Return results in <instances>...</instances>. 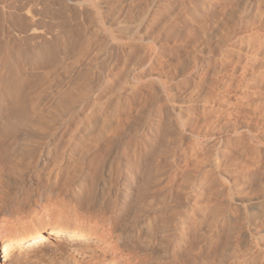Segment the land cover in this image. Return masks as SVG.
<instances>
[{
  "label": "rangeland",
  "instance_id": "obj_1",
  "mask_svg": "<svg viewBox=\"0 0 264 264\" xmlns=\"http://www.w3.org/2000/svg\"><path fill=\"white\" fill-rule=\"evenodd\" d=\"M207 7L204 0H0V80L54 82L58 86L57 93L45 86L41 88L42 85L34 88L38 95L34 89L32 93H36L34 96L38 98L37 101L43 100L37 106L44 111L51 108L58 98V102H61L59 106H62L59 107L60 113L59 109L56 113L51 111L55 113L52 118L57 113V117H60L50 118L51 123L47 121L46 128H57L52 131L49 128V131H45V128L44 135L39 137L41 141L44 140L41 144V141L37 142L38 136H28L32 139L30 141L24 139L26 136L22 134V127H26L21 123V111H24L25 106L21 107L22 100H18L21 97L12 98L20 105L12 99L11 102L10 99L4 102L7 103L4 107L8 112L4 108L6 112L3 110L2 113L5 112V115L1 113L3 116L0 115V119L9 135L5 137L0 153L9 162L13 158V161L19 160L17 165L20 164L21 168L17 166L14 176L15 182H18L7 183L19 187L4 186L5 192L0 197V221L3 216L16 218L15 221L7 220L8 224L4 226V231H0V236L27 226L32 221L43 220L47 214L77 218L94 235L86 238L69 232L62 238L50 237L42 244L30 246L29 243H23L22 247H15L2 264H188L190 259L191 264H197L200 258L203 260H200V264H264V195L261 208L254 215L259 218L257 221L249 213L248 204L245 203V207L244 202L239 203L237 200L239 197L264 194V167L259 162V172L253 173V147L249 143L227 146L220 140L218 43L216 39L206 42L207 35L204 33L210 31L211 26L215 27L221 16L219 5L214 0L208 11ZM250 7L248 15H252V9L255 8L252 5ZM54 96L59 97L56 99ZM34 101L26 104V107L29 108L32 103L36 106ZM19 128H22V132ZM25 140L26 144L30 143L26 146L27 150L36 143L40 145L33 146L35 152H32V148L28 150L33 154L29 156L31 160L26 157L29 152L24 147ZM14 141H17L16 145ZM43 144L44 147L41 146ZM19 147H23L26 155L20 152ZM112 152L115 157L108 182L112 184L113 178H116L113 185L119 187L122 193V202L115 209L116 214L123 211L125 190H137L142 179L147 180L143 186L151 191L152 181H158L156 184L163 187L160 192L162 197L160 193L152 196V191H148L150 194L147 195V192L146 196H152L153 201L157 199V203H153L149 197L145 198V201H151L146 203L155 205L150 210L151 226L166 223L169 217L168 224L172 229L178 227L181 221L191 223L190 226L197 222L193 226V232L198 227L195 229L197 232L190 237L192 241L189 245L192 243L193 246L195 240L200 238L202 249L197 243L196 247H192L193 252L186 246L188 241H184V244L183 241L178 242L176 230L173 232L171 229L170 232L176 238L172 237L175 243L167 239L166 242L169 241L171 245L168 242L162 251H151L148 261L139 250L140 254L136 249L124 252L120 245H117V250L121 254L112 256V250L116 248L115 241L108 240L102 234L103 229L110 225L106 223L102 228L105 218L99 213L74 212V195H71V182L80 180L79 184L89 186L93 176L99 174L96 171L101 169L103 161ZM22 153L24 157L20 156ZM94 172L97 174L94 175ZM69 177L74 178L70 180ZM184 177L189 179L186 184L182 180ZM136 179L140 182L136 183ZM160 180H163L162 183ZM178 180H181L182 183H179L182 187H179ZM177 185L180 192L176 191ZM140 187L139 191L149 190L143 189L142 185ZM174 193L177 194L174 195L178 197L177 200L173 197ZM171 196L174 200H170ZM165 200L168 205L172 204L177 216L171 210L169 217L158 218L157 210L167 205ZM168 200L173 203H168ZM144 204L141 205L142 209ZM156 206L158 209L155 210ZM174 207L180 208L177 210ZM107 211L112 212L111 208ZM154 218L159 220L154 221ZM225 244L229 246L228 249L233 245L231 252L236 254L237 251V256H234L238 259L233 260L232 256V262L228 260L231 254L228 249L229 256L226 259L223 257L227 261L224 263L220 259L222 254L218 253H222ZM179 249L182 253L188 252L189 258L185 253L186 259L183 258Z\"/></svg>",
  "mask_w": 264,
  "mask_h": 264
},
{
  "label": "bare ground",
  "instance_id": "obj_2",
  "mask_svg": "<svg viewBox=\"0 0 264 264\" xmlns=\"http://www.w3.org/2000/svg\"><path fill=\"white\" fill-rule=\"evenodd\" d=\"M167 1V0H166ZM216 2V4L219 5V16H221V20L219 19V21H217V25H215V27L211 26L210 28H212L210 31H207L206 34V42L211 41L212 39H216L217 43H218V49L213 48L218 50V55L216 53V55L219 57L218 60V80H219V84H218V93L217 95L220 96V108H221V117L219 118V126H218V133L220 136V140L224 145H243V144H250L251 147H253L252 151L253 153L251 154V161L252 164L254 165V171L253 173L257 172L260 169V163L262 162L261 165L264 167V0H214ZM181 2V1H180ZM202 3V2H201ZM213 3V0H204V5L207 7H209L211 4ZM252 5V7L254 9L253 10V14L251 12L252 15H248L247 13L249 12V7ZM208 7H207V11H208ZM251 8V7H250ZM212 10V8H211ZM208 13V12H206ZM205 13V14H206ZM246 14V15H245ZM247 16V17H246ZM172 18V17H171ZM220 18V17H219ZM211 20V18H210ZM213 20V19H212ZM203 21V20H202ZM215 22V21H214ZM208 23V22H207ZM206 23V24H207ZM210 25V23H208ZM216 24V22H215ZM213 25V24H212ZM205 27V26H204ZM203 28V27H202ZM204 30V28H203ZM209 30V29H208ZM204 40V39H203ZM199 42V41H198ZM215 43V42H214ZM208 44V43H207ZM211 44V42H210ZM208 46V45H207ZM214 46V44H213ZM211 46V47H213ZM201 48V47H200ZM209 49V48H208ZM207 49V50H208ZM211 51V49H209ZM205 51V50H204ZM208 51L210 54L211 52ZM148 52V50L146 51ZM216 52V51H215ZM209 53L207 54V57L209 55ZM214 53V52H213ZM215 54V53H214ZM206 58V56H205ZM210 58V57H209ZM208 59V58H207ZM213 59V58H212ZM210 60V59H209ZM207 60V61H209ZM217 60V59H216ZM206 61V59L204 60ZM212 61V60H211ZM216 64V63H215ZM14 68V67H13ZM216 69V70H217ZM10 70V69H9ZM211 74V73H210ZM217 75V74H216ZM5 77V76H4ZM13 79V78H12ZM15 79V78H14ZM13 79V80H14ZM21 79V78H18ZM17 80V79H16ZM25 80V79H24ZM12 81V80H0V115L4 114L7 110L4 105L5 100L10 99V102L14 99L12 98H16L18 99V96L21 97V99L18 100H22V105L21 107L24 105L26 107V104L34 101L38 98H36L34 95L37 93L36 90L34 89L36 86H41L42 87H46L47 89L52 91H55L58 89V86L56 83L54 82H35V81ZM36 80V79H35ZM57 81V80H56ZM55 81V82H56ZM213 83V82H212ZM214 85V84H213ZM40 88V87H39ZM32 89H34L36 92L35 94L32 93ZM44 89V88H43ZM42 92V91H41ZM121 92V91H120ZM168 92V91H167ZM44 93V92H43ZM42 93V94H43ZM46 93V91H45ZM57 93V92H56ZM215 93V92H214ZM53 94V93H52ZM59 94V93H58ZM57 94V95H58ZM61 94V93H60ZM31 95H33L31 97ZM38 95V93H37ZM50 95V94H49ZM56 95V94H55ZM43 96V95H42ZM39 97V96H38ZM55 97V96H54ZM59 97V96H57ZM57 97H55L57 99ZM54 98V99H55ZM12 99V100H11ZM46 99V98H45ZM44 99V100H45ZM60 98H58L59 101ZM206 99V98H205ZM16 100V99H15ZM14 100V101H15ZM32 100V101H31ZM17 101V100H16ZM15 101V102H16ZM34 101V103H36V106L30 104L31 108L33 106V108L31 109L30 106L29 108L24 107V111L22 109V113H23V121L21 122L23 125H25L26 128H23V133L27 140L30 141L32 139H30L28 136H38L37 139H39L40 136H42V134L44 135V129L47 127V121L51 119H55L57 117V115L60 113L61 109H59V103L57 100H55L52 104V106H50L51 108H48V110L44 111L41 108H39L38 106H40L43 100L39 99L37 102ZM50 101V99H49ZM61 101V100H60ZM118 101V100H117ZM21 102V101H20ZM45 102V101H44ZM16 103H19L18 101ZM44 104V103H43ZM10 105V104H9ZM14 105V104H13ZM20 105V103L18 104ZM29 105V104H28ZM38 105V106H37ZM62 105V104H61ZM230 105V107H229ZM12 106V105H11ZM10 106V107H11ZM44 106V105H43ZM47 106V105H46ZM44 106V107H46ZM19 107V106H18ZM21 107L20 110H21ZM22 107V108H23ZM42 107V106H41ZM49 107V105H48ZM62 107V106H61ZM60 107V108H61ZM5 108V110H4ZM18 108V109H19ZM9 109V108H8ZM59 109V111H58ZM3 110L5 111L4 113ZM10 111V110H9ZM16 111V110H15ZM58 111L59 113H57V115H55L54 118L53 115ZM8 112V110H7ZM21 112L18 111V113L21 114ZM2 113V114H1ZM13 113V112H12ZM15 113V112H14ZM9 114V113H8ZM5 115V114H4ZM7 115V114H6ZM36 115V117H35ZM3 116V115H2ZM1 116V117H2ZM7 117V116H6ZM5 117V118H6ZM11 117V115H10ZM18 117V115H17ZM33 117L35 118V120H33ZM60 117V116H59ZM57 117V119L59 118ZM9 118V116H8ZM20 118V117H19ZM18 119V118H17ZM56 119V120H57ZM4 120V119H3ZM10 121V120H8ZM18 121V120H17ZM51 121V120H50ZM48 122L49 124L51 122ZM55 121V120H54ZM53 121V122H54ZM210 121V120H209ZM7 122V121H6ZM52 122V123H53ZM136 122V121H135ZM12 123V122H11ZM19 123V121H18ZM58 124V122H57ZM55 124V125H57ZM60 124V123H59ZM209 124V123H207ZM2 121L0 119V148H2L1 146H3L2 144L4 143V139H6L5 137L8 134V132L5 130V128L2 127ZM52 125V126H55ZM11 126V125H10ZM14 126V125H13ZM45 126V127H44ZM181 126V125H180ZM9 127V126H8ZM19 127V126H18ZM50 126H48L49 128ZM12 128V127H11ZM17 128V127H16ZM15 128V129H16ZM21 128V129H22ZM45 131H47V129ZM56 127H52V129L55 130ZM20 129V128H19ZM20 129V130H21ZM50 129V128H49ZM48 129V131H49ZM52 129H50L52 131ZM138 129V128H137ZM53 130V131H54ZM11 132H13L12 130H10ZM22 132V130L20 131ZM19 132V133H20ZM117 132V131H116ZM17 133V132H16ZM46 133V132H45ZM48 133V132H47ZM53 133V132H51ZM50 133V134H51ZM122 133V132H121ZM55 135H56V131H55ZM58 135V134H57ZM21 136V134H20ZM22 137V136H21ZM52 137V136H50ZM49 137V138H50ZM55 137V136H54ZM197 137V136H196ZM33 138V137H31ZM45 138V137H43ZM23 139V138H22ZM30 139V140H29ZM35 139V138H34ZM33 139V141H34ZM41 139V138H40ZM38 140L37 142L41 141ZM25 142V146L29 144H26L27 141ZM45 140H47L45 138ZM36 141V140H35ZM34 141V142H35ZM58 142L57 140H54V142ZM9 142V141H8ZM15 142V141H14ZM32 142V141H31ZM42 142L44 143V140L41 141L40 143L42 144ZM53 142V141H52ZM17 141L15 142L16 145ZM21 143V142H20ZM33 143V142H32ZM31 143V145H32ZM46 143V142H45ZM35 144V143H34ZM49 144V142H48ZM57 144V143H56ZM23 145V143H22ZM30 145V146H31ZM36 145L39 147L40 145L38 143H36ZM36 145H32V147H29L28 150L30 148H32V152H35L34 150L36 148H34L33 150V146L36 147ZM7 147V145H5ZM42 147H44V144L41 145ZM48 146V145H47ZM72 146V145H71ZM89 146V145H88ZM87 146V148H88ZM5 147V149H6ZM118 147V146H117ZM116 147V148H117ZM150 147V146H149ZM20 152L22 150L23 147H19ZM73 148V147H72ZM86 148V147H85ZM92 148V147H89ZM3 149V148H2ZM40 149V148H39ZM38 149V150H39ZM133 149V148H132ZM150 149V148H149ZM1 150V149H0ZM15 150V149H14ZM27 150V147H26ZM29 155L26 156L29 159V156L31 157V150L28 151ZM42 150V149H41ZM84 150V149H83ZM91 150V149H90ZM116 150V149H115ZM13 151V150H11ZM37 151V150H36ZM40 151V150H39ZM38 151V152H39ZM63 151V150H62ZM109 151V150H108ZM130 151V150H129ZM263 151V154H262ZM4 152V150L2 151ZM6 152V150H5ZM88 152V151H87ZM117 152V151H116ZM7 153V152H6ZM5 153V154H6ZM24 154L26 152H23ZM20 155L21 157H24L23 154ZM41 153V151L39 152ZM64 153V152H63ZM119 153V152H118ZM21 154V153H20ZM31 154V155H30ZM84 154V153H83ZM108 154V153H107ZM110 154V153H109ZM26 155V154H25ZM64 155V154H63ZM85 155V154H84ZM86 156V155H85ZM3 157V155H1L0 153V197L2 195V192L4 191V186L6 187H14L13 185L11 186L10 184L12 182H15L14 176H15V172L17 171L16 168L18 169V167L21 168V166L17 165L19 163L18 161H13L15 158H13L12 162L7 161L8 158L5 160ZM15 157V156H14ZM108 157V156H107ZM114 152L111 153V155L105 160L103 161V164L101 166V169H99V171H96L97 173L99 172L98 175L95 174V172L93 173L94 175H96L95 177L93 176L92 181L90 180L89 184L87 182V184L89 186H85L84 184H79L80 180H73L72 183V192L71 195L73 198V203H74V212H78V211H82V213L85 214H91V213H99V215H101V217L105 218L102 222L103 226L102 228H104L107 224L110 225L107 228L105 227L103 229L102 234H105L108 238V240L113 239L115 241L114 246L116 248H113L114 250H112V256L114 255H119L121 254V251L117 250V248L119 249V247H117V245L122 248V251L124 250V252H130V250H139L140 253H142L143 255H145V257L147 258V261L150 260L149 256L151 255V251L155 252H159L162 251L164 248V244L166 245L168 242V240H173L172 237L175 238V236H173L171 229V225H169L168 220L169 217L174 211L172 210L173 208L171 207V205H168L166 203L165 200V206H162L161 208L158 209V207H155V210H157V212L159 213L158 218L164 217L167 215L168 220L166 223H155V226H151L150 222V210L152 208H154L153 203H155V198L153 201L152 200V196H156L157 194H159L163 187H161L159 184L157 185L154 181V184H152L151 191L149 188H145L143 186V182L145 183L146 181H142V183H139V185H142V188L144 187L145 189H149V190H143L145 192L142 191V189L139 191V186L137 190L135 189H128V191L124 192V199H123V211H119L121 213L116 214L115 209L118 207L119 203L122 202V198H121V191L119 189V187H115L113 184H115V180L114 183L109 184L108 180L110 179L111 176V166H112V160L114 158ZM11 158V156H10ZM58 158V157H57ZM80 158V157H79ZM104 158V157H103ZM127 158V156H126ZM248 158V157H247ZM4 159V160H3ZM17 159V157H16ZM22 161V158H20ZM250 159V158H249ZM31 160V158L29 159ZM58 160L60 161V159L58 158ZM116 160V159H115ZM7 161V162H5ZM24 161V160H23ZM26 161V160H25ZM53 161V160H52ZM18 162V163H17ZM29 162V161H28ZM79 162V161H78ZM82 162V161H81ZM100 161H97V163ZM129 162V161H128ZM127 162V163H128ZM170 162V161H168ZM166 162V164L168 163ZM26 163V162H24ZM80 163V162H79ZM121 163V162H120ZM251 163V162H250ZM29 164V163H28ZM84 164V163H83ZM82 164V165H83ZM117 164V163H116ZM171 164V163H170ZM251 164V165H252ZM77 165V164H76ZM80 165V164H78ZM18 166V167H17ZM81 166V165H80ZM85 167V166H84ZM94 167H96V165H94ZM99 167V166H98ZM122 167V166H121ZM80 168V167H79ZM117 168V167H115ZM24 169V167H23ZM51 169V168H50ZM53 169V167H52ZM51 169V170H52ZM84 169V168H82ZM88 169V168H87ZM120 169V168H119ZM253 169V168H252ZM264 169V168H263ZM25 170V169H24ZM54 170V169H53ZM81 170V169H80ZM101 170V171H100ZM118 171V170H117ZM120 171V170H119ZM20 172V170H19ZM18 172V173H19ZM22 173L24 171H21ZM72 172H74V170H72ZM72 172L70 174H72ZM259 172V171H258ZM264 172V171H263ZM17 173V174H18ZM85 173V172H84ZM117 173V172H116ZM21 174V173H19ZM24 174V173H23ZM92 174V173H91ZM264 174V173H263ZM187 175V174H186ZM185 175V177H186ZM254 175V174H253ZM20 176V175H19ZM70 176V175H69ZM75 176V175H73ZM156 176V175H155ZM22 177V178H21ZM21 179H23V176L21 175ZM92 177V176H91ZM135 177V176H134ZM183 177V176H182ZM182 178L183 183H185L187 181L188 178ZM72 178V177H71ZM71 178L69 177V179L71 180ZM74 178V177H73ZM72 178V179H73ZM79 178V177H78ZM140 178V177H137ZM150 178V177H149ZM169 178V176H167V179ZM173 178V177H172ZM174 181V179H172ZM175 178V177H174ZM80 179V178H79ZM84 179H86V181H89L87 178L84 177ZM119 179V178H118ZM133 179V178H132ZM146 179V178H145ZM160 178L158 177V180ZM165 179V178H163ZM20 180V179H19ZM43 181V180H42ZM118 181V180H117ZM116 181V182H117ZM120 181V180H119ZM118 181V182H119ZM123 181V180H122ZM136 179L135 182L138 183L140 181H138ZM161 181V180H160ZM163 181V180H162ZM161 181V183H162ZM166 181V180H165ZM170 181V180H169ZM168 181V184H170V182ZM189 181V179H188ZM192 181V180H191ZM255 181V180H254ZM262 181V180H261ZM10 184H7L9 183ZM18 182V181H16ZM15 182V183H16ZM22 182V181H21ZM133 182V181H132ZM150 182V181H148ZM181 182V180H178V183ZM193 182V181H192ZM241 182V181H240ZM246 182V181H245ZM258 183H261L259 181H257ZM64 183V182H62ZM61 183V184H62ZM70 183V181H69ZM120 183V182H119ZM123 183V182H122ZM172 183V181H171ZM182 183V182H181ZM257 183V184H258ZM14 184V183H12ZM42 184V183H41ZM117 184V183H116ZM125 184V183H123ZM129 184V183H127ZM180 184V183H179ZM186 184V183H185ZM188 184V183H187ZM262 184H264L262 182ZM22 185V183H21ZM36 185V184H35ZM45 185V184H43ZM113 185V186H112ZM120 185V184H119ZM122 185V184H121ZM132 185V184H131ZM154 185V186H153ZM162 185V184H161ZM182 184L177 185V187H182ZM195 185V184H194ZM240 184H238L239 186ZM260 185V184H259ZM128 186V185H127ZM130 186V184H129ZM133 186V185H132ZM131 186V187H132ZM138 186V185H137ZM136 186V188H137ZM167 186V185H166ZM165 186V187H166ZM171 186V185H170ZM254 186L256 187V183L254 184ZM15 187H19L16 186ZM41 187V186H40ZM164 187V189H165ZM168 187V186H167ZM172 187V186H171ZM176 187V191H179V187ZM185 187V186H184ZM183 187V188H184ZM198 187V186H197ZM259 189L261 188L260 186H258ZM43 188V187H41ZM122 188V187H120ZM135 188V187H134ZM141 188V187H140ZM143 188V189H144ZM170 188V187H168ZM10 189V188H9ZM12 189V188H11ZM16 189V188H15ZM66 189V188H65ZM64 189V190H65ZM68 189V188H67ZM181 189V188H180ZM186 189V188H185ZM239 189V188H238ZM257 189V188H256ZM264 189V186H263ZM21 190V189H19ZM45 190V189H44ZM122 190V191H123ZM166 190V189H165ZM169 190V189H168ZM175 190V189H174ZM15 191V190H14ZM46 191V190H45ZM67 191V190H66ZM142 191V192H141ZM150 191V192H148ZM164 191V190H163ZM171 191V190H170ZM175 191V192H176ZM262 191V190H261ZM5 192V191H4ZM8 192H10L8 190ZM16 192V191H15ZM42 192V191H41ZM148 192V193H147ZM239 192V191H238ZM241 192V191H240ZM243 192V191H242ZM256 192V191H255ZM44 193V192H43ZM150 194L152 195L150 196H146ZM162 193V192H161ZM160 193V195H161ZM170 193V192H168ZM177 193V192H176ZM173 194V197L177 200L178 197H175ZM263 193V191L261 192ZM259 193V195L261 194ZM171 194V193H170ZM65 195V194H64ZM165 195V194H164ZM169 195V194H168ZM172 195V194H171ZM177 195V194H176ZM199 195V194H198ZM258 195V194H257ZM262 195L257 196V197H248V198H242L239 197L237 200L239 203L244 202L247 203V209L249 211V213L251 214V216L253 215H257V212L259 211V209L261 208V198ZM146 196V197H145ZM71 197V196H70ZM147 197H149L151 199V201L153 203H146V202H151V201H145V198L147 199ZM162 197V195H161ZM166 197V196H164ZM163 197V198H164ZM200 197V196H199ZM148 198V200H149ZM168 198V197H167ZM166 198V199H167ZM160 200V197L158 198ZM165 199V198H164ZM145 202L143 209L141 208L142 203ZM162 200V199H161ZM170 200H174L172 199V196L170 198ZM170 200H168V203H173V201L170 202ZM264 200V199H263ZM176 202V201H175ZM200 202V201H199ZM72 203V204H73ZM157 203V202H156ZM155 203V204H156ZM161 203V201H160ZM185 205V203H183ZM174 205V204H173ZM175 206V205H174ZM180 206V205H179ZM242 206V207H243ZM121 207V206H120ZM198 207V206H197ZM246 207V206H245ZM108 208H111L112 212L107 211ZM175 208V207H174ZM180 208V207H178ZM178 208H175L178 210ZM186 208V207H185ZM188 208V207H187ZM194 208V207H193ZM196 208V207H195ZM244 208V207H243ZM138 210H141L142 212L139 213ZM154 210V211H155ZM172 210V213H171ZM185 210V209H184ZM198 210V209H197ZM152 211V210H151ZM195 211V209H194ZM115 212V214H114ZM176 212V211H175ZM174 212V213H175ZM185 212V211H184ZM197 212V211H196ZM157 213V214H158ZM173 213V214H174ZM96 214V215H97ZM154 214V213H153ZM187 214H189L187 212ZM77 215V214H76ZM176 215V213H175ZM181 215V214H180ZM179 215V216H180ZM192 215V214H191ZM202 215V214H201ZM89 216V215H88ZM91 216V215H90ZM153 216V215H152ZM151 216V217H152ZM156 216V215H155ZM174 216V215H172ZM177 216V215H176ZM176 216H174L176 218ZM186 216V213H185ZM188 216V215H187ZM200 216V215H199ZM249 216V215H248ZM173 217V219H174ZM190 217V216H189ZM201 217V216H200ZM235 217H237L235 215ZM250 217V216H249ZM257 218V216H254ZM91 218V217H89ZM94 218V217H93ZM157 218V219H158ZM197 218V217H196ZM202 218V217H201ZM251 218V217H250ZM11 220V221H15L16 218H9L8 216H3L2 220L0 221V231H4L5 227L8 222L7 220ZM156 221L157 219L154 218ZM165 220V218H162ZM172 219V220H173ZM189 219V218H188ZM253 219V218H252ZM251 219V220H252ZM259 218L256 219V221ZM159 220V219H158ZM164 220H160V221H164ZM184 220H187L184 219ZM194 220V219H193ZM254 220V219H253ZM252 220V221H253ZM171 221V219H170ZM159 222V221H158ZM172 222V221H171ZM184 222V221H183ZM200 222V221H199ZM242 222V221H241ZM247 222V221H246ZM264 222V221H263ZM107 223V224H106ZM256 223V222H253ZM96 224V223H95ZM106 224V225H105ZM174 224V223H173ZM178 224H180L178 222ZM176 224V225H178ZM191 223H182L177 227H174V229H172V231L174 232V230H176V237L178 242L181 243V241L187 242L188 241V245L189 242H191L192 238L190 239V237L194 236V233L197 232L195 231V229L197 230V228L194 229L193 232V226L197 224V222L193 225L190 226ZM199 224V223H198ZM203 224V223H202ZM89 225V224H88ZM154 225V224H153ZM201 225V224H200ZM211 225V224H210ZM175 226V225H173ZM195 227V226H194ZM200 227V226H199ZM202 228H204V226L202 225ZM209 228V227H208ZM237 228V227H235ZM201 229V228H200ZM199 229V230H200ZM221 229V228H220ZM235 230V229H234ZM232 231V230H231ZM230 231V232H231ZM69 232H74L76 234H78V236L80 237H86V238H92L94 237L93 233L89 230V227L87 225H85V223H81L80 220H78L77 218L72 219L69 218V216H66L65 218L63 217H53L50 215H45V218L43 220H39L37 222H33L30 223L27 226H23L18 228L17 230L11 231V232H7L5 233L3 236H0V264H2L3 259L7 258L10 254V252L15 248V247H22L23 243H29L30 246H32L34 243L35 244H42L44 243V240H49L50 237H64L63 235H65L66 233ZM193 232V233H192ZM200 234V231H198ZM171 233V234H170ZM175 234V233H174ZM197 235V233H196ZM202 235V233H201ZM104 236V235H103ZM198 236V235H197ZM204 236V234H203ZM206 236V235H205ZM201 237V236H198ZM197 237V238H198ZM171 238V239H170ZM5 239V240H3ZM103 239V238H102ZM176 239V238H175ZM194 239V238H193ZM3 240V241H2ZM187 240V241H186ZM195 240V239H194ZM200 240V238H199ZM199 240H195L193 246H197L198 243V247L199 248H203V246L199 245ZM204 240V239H203ZM202 240V241H203ZM174 241V240H173ZM197 241V242H196ZM227 241V239H226ZM177 242V241H176ZM207 242V241H206ZM228 242V241H227ZM175 243V241L173 242V244ZM179 243V244H180ZM225 243V242H224ZM221 243V244H224ZM236 243V242H235ZM170 244V242H169ZM178 244V243H177ZM229 245V243H227ZM110 245V244H109ZM171 245V244H170ZM186 245L187 247H189L190 250H192V243L191 245ZM113 246V247H114ZM167 246V245H166ZM179 246V245H178ZM184 246V248L187 249V247ZM191 246V247H190ZM205 246V245H204ZM219 246V245H217ZM224 246V245H223ZM222 246V247H223ZM233 246V245H232ZM231 246V247H232ZM236 246V245H235ZM181 247V246H180ZM179 247V248H180ZM194 247V248H195ZM226 244L225 247H223L222 249V253H218V254H222L220 259L222 258L225 260L228 256L229 253H227V251L229 250V252L232 254L234 253V251L231 252V249L233 248H226ZM160 248V249H159ZM162 248V249H161ZM183 248V247H182ZM183 248V249H184ZM193 248V249H194ZM221 248V247H220ZM244 248V247H243ZM111 249V248H110ZM116 249V250H115ZM169 249V248H168ZM181 249V248H180ZM179 249V250H180ZM197 249V248H196ZM195 249V251H196ZM228 249V250H227ZM182 250V249H181ZM180 250V251H181ZM188 250V249H187ZM190 254H194L193 252H190ZM208 250V249H207ZM235 250V249H233ZM131 251V252H132ZM138 251V253H139ZM185 251V250H182ZM181 254L183 255V258H185L187 255H189V253H185L186 256L184 255V253ZM215 251V250H214ZM213 251V252H214ZM236 251V250H235ZM111 252V251H110ZM220 252V251H219ZM139 253V254H140ZM176 253V252H174ZM179 253V252H178ZM177 253V254H178ZM157 254V253H156ZM180 254V255H181ZM201 255V253H199ZM217 254V255H218ZM230 254V257H228L230 260L233 259L232 256L237 254L234 253L233 255ZM159 255V254H158ZM161 255V254H160ZM179 255V254H178ZM196 255V254H195ZM199 255V256H200ZM245 255V254H244ZM113 256V257H114ZM191 256V255H190ZM194 256V255H193ZM197 256V255H196ZM195 256V257H196ZM198 256V257H199ZM237 256V255H236ZM182 257V256H181ZM189 258V256H187ZM204 257V256H203ZM225 259H224V258ZM239 257V256H238ZM180 258V257H179ZM178 258V259H179ZM192 258V257H191ZM197 258V257H196ZM195 258V259H196ZM200 258V257H199ZM219 258V257H217ZM186 259V258H185ZM184 259V261H185ZM200 259L199 263L196 262L197 264H200ZM238 259L237 257L234 259ZM146 260V259H145ZM182 260V259H181ZM196 260V261H197ZM207 260V259H206ZM152 261V260H151ZM150 261V263H151ZM156 261V260H155ZM188 261V260H187ZM191 261V259H190ZM189 261V263H190ZM195 261V260H194ZM193 261V263H194ZM203 260H201L202 262ZM231 261V260H230ZM237 261V260H236ZM159 262V261H158ZM207 262H210V260ZM232 262V261H231ZM154 263V262H153ZM152 263V264H153ZM165 263V262H164ZM182 263V262H181ZM184 263V262H183ZM186 263V262H185ZM184 263V264H185ZM188 263V264H189ZM192 263V261H191ZM190 263V264H191ZM204 263V262H203ZM211 263V262H210ZM219 263V262H218ZM235 263V262H234ZM158 264V263H157ZM180 264V263H179ZM187 264V263H186ZM220 264V263H219ZM223 264V263H221ZM226 264V263H225ZM231 264V263H230ZM237 264V262H236Z\"/></svg>",
  "mask_w": 264,
  "mask_h": 264
}]
</instances>
